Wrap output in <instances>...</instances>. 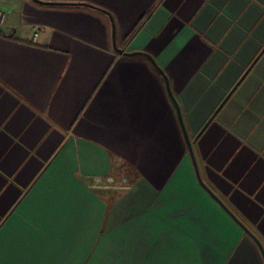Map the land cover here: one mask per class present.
I'll list each match as a JSON object with an SVG mask.
<instances>
[{
	"label": "crops",
	"instance_id": "crops-1",
	"mask_svg": "<svg viewBox=\"0 0 264 264\" xmlns=\"http://www.w3.org/2000/svg\"><path fill=\"white\" fill-rule=\"evenodd\" d=\"M41 1L0 0V264H264V0Z\"/></svg>",
	"mask_w": 264,
	"mask_h": 264
},
{
	"label": "water",
	"instance_id": "water-1",
	"mask_svg": "<svg viewBox=\"0 0 264 264\" xmlns=\"http://www.w3.org/2000/svg\"><path fill=\"white\" fill-rule=\"evenodd\" d=\"M34 1H36V2H38V3H42V4H45V3H51V2H46V1H41V0H34ZM120 51V50H119ZM187 144H188V147L190 146V144H189V141L187 140ZM258 245H259V247H260V249H261V251H262V253H263V255H264V252H263V250H262V248H261V246H260V244L258 243Z\"/></svg>",
	"mask_w": 264,
	"mask_h": 264
},
{
	"label": "built area",
	"instance_id": "built-area-1",
	"mask_svg": "<svg viewBox=\"0 0 264 264\" xmlns=\"http://www.w3.org/2000/svg\"><path fill=\"white\" fill-rule=\"evenodd\" d=\"M33 35L36 36V31H34Z\"/></svg>",
	"mask_w": 264,
	"mask_h": 264
}]
</instances>
